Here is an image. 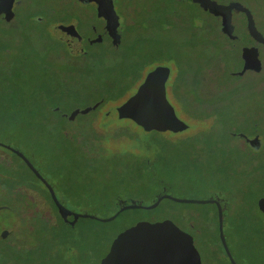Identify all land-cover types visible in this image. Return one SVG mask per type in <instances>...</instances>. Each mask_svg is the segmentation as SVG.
<instances>
[{
	"label": "rangeland",
	"instance_id": "rangeland-1",
	"mask_svg": "<svg viewBox=\"0 0 264 264\" xmlns=\"http://www.w3.org/2000/svg\"><path fill=\"white\" fill-rule=\"evenodd\" d=\"M210 1L212 4L207 3L206 0H115V11L119 18L117 27L109 25L112 21L110 14L92 3L73 7L76 8L74 12L83 18V33H87L90 27H97V24L100 26L104 22L108 25L106 30L111 34L121 35L123 33L121 35L124 38L123 42L131 46L136 54L138 53V23L141 21V18H138V8L147 11V17L152 14L172 13L180 16L178 18L179 28L170 34L169 39H173L174 49L182 53L185 60L196 61L203 56L204 52L210 54L211 51L206 48V44L199 39L207 34H216L222 40L221 48L224 49V51L221 50L219 56V75L224 76V73L228 72L231 78L226 77V79L237 88H235L236 97L230 112L231 118L225 125L214 130L213 146L210 147L209 144L199 139L200 141L191 144L188 149L195 150L196 158L214 159L212 169L215 175L227 179L229 186L235 192L239 189L244 192L248 186L261 180L263 185L259 190L263 194L264 150L262 154L250 153L247 144L249 142L251 146L258 145L257 147L261 149V141L264 142V0ZM69 2L71 0H0V50L7 49L5 50L7 54L0 59V105L5 103L7 96L17 93L18 90L21 91L20 89H23L27 95L30 93L31 87L26 84L23 74L25 70L32 77L34 76L33 80L37 83L47 80V77L52 76L53 73L57 74L66 63L61 56V51L56 48L49 57L44 58L46 33L35 27L33 20L29 17L38 16L40 22H45L44 18L48 9L55 11L59 7L68 5ZM180 2H186L187 6ZM188 16H191L189 21ZM150 20L151 18L148 19ZM147 25L145 24L140 29L141 35L145 38L153 37V41L144 43L142 47L152 49L155 52L153 58L156 60L165 54L158 52L161 43L156 42L155 32L146 29ZM260 26L263 33L258 30ZM251 28V32L257 35L258 39H254L251 32L247 34ZM47 30L65 43L71 56L77 57L81 54V49L84 48L86 42L82 44L83 46L79 42L75 22L52 24ZM87 34V39L94 37V33ZM120 40L119 37L118 43ZM87 43L91 45L92 41ZM113 49H119V47L114 46ZM123 52L124 50L120 51L119 55ZM16 57L20 62L13 67L12 64ZM170 68L173 71V66ZM170 76L169 79L172 80L174 72ZM169 91L167 88L168 95ZM27 100L30 101L31 98ZM35 102L34 97L31 104ZM115 107L117 106L112 108ZM173 107L177 117L190 125V129L176 135L165 133L163 134L165 140H176L211 126V121L198 122L181 112L177 106ZM110 109H104L96 118L93 124L96 137L90 140V145L82 144L86 143L92 134L84 139L76 130L74 133L76 136L71 138L72 142L79 145V150L75 154L76 158L73 159L75 172H79L82 166L80 165L81 160L89 164L93 171L91 181L87 183L88 187L84 188L86 191L79 194L82 200L79 204H82L79 212L75 213H93V216L101 219L115 214L116 206L112 199L115 196L113 194L117 192L121 193L124 201H134L136 205L139 202V205L143 204V206L151 204L159 192V188L154 186L141 192L140 182H138L137 162L138 158L144 154L143 145L147 141H156V139L148 136L131 121L106 116V112ZM42 110L41 107L39 112L42 113ZM40 130L37 125L28 127L24 131L21 130L25 133V137L19 139L18 142L44 144L45 141H41L40 138ZM7 132V128L0 123V143H7ZM46 140L47 147L43 145L41 151L49 154V160L53 159L57 163L59 160L61 165L64 156L60 141ZM10 144L15 150L21 149L15 142ZM80 152L83 159L79 157ZM220 152L226 154L228 161V164L225 163L224 166L221 164V167L218 165L221 160ZM121 156L125 157L123 165L129 166L128 168L122 167L118 171L119 174L127 171L126 176L124 175L125 179H120L118 175L111 177L113 169L111 162ZM0 161L10 164L16 172L22 173L26 179L32 181L21 162L1 147ZM47 175L45 171V176ZM172 177L173 181L178 184L169 193L172 197L193 200H205L209 197L207 193L199 189L193 190L182 186L180 178L174 173ZM74 179L78 186L79 183L83 185L82 180L89 181L79 174L74 175ZM34 184L40 189H24L26 191L24 192L26 196L24 210L28 213L30 220L35 213L54 212L42 195L44 192L40 191L42 190L41 185L35 182ZM114 184L116 187L113 188ZM104 189H110L109 204L102 205V207L96 202L89 201V194L96 197L97 193L105 191ZM57 194H59L58 191ZM247 209L237 203L235 213L225 216L223 224L225 240L238 264H264V226L261 213L257 208ZM214 215V209L210 206L181 205L166 201L156 210L141 209L122 212L110 223L73 219L71 216L58 213L65 223L74 227V233L78 235L79 242L81 241L80 246L73 247L71 255V258L76 257L80 264H100L108 254L116 236L136 223L158 224L166 220L171 221L179 230L190 236L191 243L200 255L201 264H226L217 243ZM10 223V215L0 217V235L8 229ZM29 224L32 225V223ZM187 224H191V230L187 228ZM211 245H213L212 248H210Z\"/></svg>",
	"mask_w": 264,
	"mask_h": 264
},
{
	"label": "trees",
	"instance_id": "trees-1",
	"mask_svg": "<svg viewBox=\"0 0 264 264\" xmlns=\"http://www.w3.org/2000/svg\"><path fill=\"white\" fill-rule=\"evenodd\" d=\"M67 4L55 11L48 9L44 18L45 22H40L38 16L29 17L33 20L35 27L46 33L44 58L49 57L56 48L61 51V56L66 63L57 74L53 73L52 76L47 77V80L37 83L33 80L34 76L24 71L25 82L31 87L30 93L27 95L23 89H20L21 91L18 90L17 93L7 96L5 103L0 105V123L8 131L6 133L7 143L3 144L11 147L10 143H17L21 147L17 150L52 187L59 203L71 212H79L82 204H79L82 201L79 194L86 191L84 188L88 187L87 183L91 181L93 171L89 164L81 160L80 165L82 166L79 172H75L73 159L76 158L75 154L79 150V145L71 141L72 136H76L74 134L76 130L84 139L92 134L91 138L82 144L90 145V140L96 137L93 124L98 115L106 108L118 106L134 94L147 72L157 66L168 67L170 74L174 72L172 80L169 79L171 81L167 82V88L170 90L167 96L170 103L172 102L173 106H177L181 112L198 122L211 121V126L176 140H165L163 134L155 132L147 134L156 141H147L143 145V156L138 158V182L142 189L140 191L153 186L158 187V195L151 202L153 204L161 195H169L170 191L178 185L173 181L172 174L174 173L180 178L182 186L193 190L199 189L209 196L205 200L217 201L221 205L223 218L235 213L237 203L248 208L247 210L257 208L258 202L264 200V192L260 193V186L263 185L261 180L248 186L244 192L240 189L235 192L229 186L227 179L215 175L212 169L214 159L196 158L195 150L188 149L191 144L200 141L199 139L209 144L210 147L213 146L214 130L225 125L231 118L230 112L236 97V85L226 79V77L231 78L228 72H225L224 76L219 75V56L221 50L224 51L223 47L221 48L222 40L216 34L202 36L199 41L206 44V48L211 51L210 54L204 52L203 56L196 61L185 60L184 55L174 49L173 39H169L170 34L179 28L178 18L180 16L172 13L152 14L147 17V11L138 8V18H141V21L138 23V53L136 54L131 46L123 42L124 38L121 36L123 33L121 35L111 34L106 30L108 25L104 22L100 26L97 24L98 28L90 27L87 33H94V37L87 39L88 34L82 32L83 18L74 12L76 8L73 7L82 5L77 0H71ZM181 4L187 6L186 2ZM150 18L151 20L148 21ZM190 19L191 16H188L187 20ZM71 22L76 23L81 45L86 42L84 48L81 49V54L77 57L71 56L65 43L47 30L52 24H70ZM145 24H148L146 29L155 32L156 42L161 43L158 52L165 54L156 60L153 58L155 52L152 49L142 47L144 43L153 41V37L145 38L141 35L140 29ZM119 37L121 40L118 43ZM88 41H92V44L89 45ZM114 46L119 49L114 50ZM5 50H0V59L7 54ZM122 50L124 52L119 55ZM19 62V58L16 57L12 66L15 67ZM171 66H173V71ZM20 68L24 69L23 66ZM34 97L36 102L31 104ZM29 98H31L30 101L27 100ZM41 107L42 113L39 112ZM91 117L93 119H90ZM34 125L41 129L40 138L45 143L26 142L23 144L18 142L19 139L25 137V133L21 130L24 131ZM46 139L60 141L64 156L61 165L59 160L58 163L53 159L49 160V154L41 151L43 145H47ZM261 142V149L255 145L251 146L248 142V152L262 154L264 142L263 140ZM11 155L21 162L32 181L26 179L22 173L16 172L10 164L0 161V217L7 214L11 217V223L7 229L10 233L5 238L0 236V264H80L76 257L75 260L71 258L73 247L80 246L81 242L78 240V235L74 233V227L58 216V213H63L56 208L44 186L17 156L12 153ZM79 157L84 158L81 152ZM124 158L121 156L113 159L111 177L118 175L120 179H125L124 175L127 171L123 174L118 172L122 167H129L123 165ZM219 158H221L218 163L219 167L221 164L223 166L225 163L228 164L225 153L220 152ZM45 171H47V176H45ZM76 174L84 176L89 181L82 180L83 185L80 183L79 186L76 185L74 179ZM34 182L41 185L42 190L40 191L44 192L42 195L54 212L35 213L30 220L28 213L24 210L26 202L24 192L34 188L39 190L40 188ZM114 187L116 184L113 185ZM110 189H104L105 191L97 193L96 197L89 194V201L101 206L109 204ZM113 195H115L112 199L116 206L115 213L122 206L136 203L124 201L119 192ZM165 201L171 202L163 200L156 209L161 207ZM201 206H210L214 209L217 243L226 264H230L218 238L216 207L215 205ZM92 210L96 211V209ZM83 214L94 215L88 212ZM29 223L32 225L30 226ZM187 228L191 230V224H187ZM234 261L238 264L236 260Z\"/></svg>",
	"mask_w": 264,
	"mask_h": 264
},
{
	"label": "water",
	"instance_id": "water-1",
	"mask_svg": "<svg viewBox=\"0 0 264 264\" xmlns=\"http://www.w3.org/2000/svg\"><path fill=\"white\" fill-rule=\"evenodd\" d=\"M83 4L95 3L98 8L105 10L111 15L110 26L117 27L119 18L116 15L113 0H77ZM207 3L212 4L210 0ZM254 39L258 36L253 34ZM78 52L80 50L78 49ZM170 69L164 66H157L147 72L142 82L138 85L134 94L128 97L120 105L106 112V116L117 117L118 120H128L134 123L144 133L152 132L165 134H181L190 129V125L178 118L173 105L167 98L166 84L170 77ZM0 147L8 150L17 156L39 180L49 193L51 200L57 209L63 214L76 219L93 220L101 223H110L114 221L122 212L129 210H154L163 200L171 201L181 205H215L217 211V231L218 238L223 252L230 264H237L227 246L223 231V211L221 205L215 200H193L178 199L169 195H161L153 204L149 206L130 204L122 206L113 216L109 218H98L90 214H79L65 209L57 200L52 187L37 172L33 165L19 151L10 146L0 143ZM258 211L262 214V224L264 226V200L257 204ZM161 224L171 228L175 233L182 237V244L177 247L174 245L167 234L154 233L150 229H156ZM143 230L136 234V239L123 248L117 250L119 241L124 235ZM10 233L5 230L1 233V238H5ZM100 264H201L198 251L191 243L190 236L179 230L171 221H163L158 224L136 223L134 226L118 234L112 241L108 254L101 260Z\"/></svg>",
	"mask_w": 264,
	"mask_h": 264
},
{
	"label": "snow or ice",
	"instance_id": "snow-or-ice-1",
	"mask_svg": "<svg viewBox=\"0 0 264 264\" xmlns=\"http://www.w3.org/2000/svg\"><path fill=\"white\" fill-rule=\"evenodd\" d=\"M143 230H138L134 233L128 234V235H124V238L119 241L118 245H117V250L123 248L124 246H126L127 244L131 243L132 241H134L136 239V234L138 232H141ZM149 231L154 232V233H160V234H167L168 238L170 239V241L176 245L177 247H179L182 244V237L179 236L178 233H175L171 230V228L165 226V224H161L159 227H157L156 229H150Z\"/></svg>",
	"mask_w": 264,
	"mask_h": 264
},
{
	"label": "flooded vegetation",
	"instance_id": "flooded-vegetation-1",
	"mask_svg": "<svg viewBox=\"0 0 264 264\" xmlns=\"http://www.w3.org/2000/svg\"><path fill=\"white\" fill-rule=\"evenodd\" d=\"M114 1L115 0H113V6H114ZM80 3V2H79ZM81 5H83V3H80ZM92 4H94V5H96L95 3H92ZM97 6V5H96ZM114 9H115V6H114ZM116 12V11H115ZM255 25V24H254ZM258 25H260V24H258ZM261 28V26L260 27H258V30L260 31V33H263L262 32V30L260 29ZM252 31V28H251V30H249V32L247 33V34H249L250 32ZM252 33V32H251ZM252 40V39H251ZM250 42H252V41H250ZM259 145H261V144H259ZM256 146V145H255ZM258 146V145H257ZM256 146V147H257ZM225 236V235H224Z\"/></svg>",
	"mask_w": 264,
	"mask_h": 264
}]
</instances>
